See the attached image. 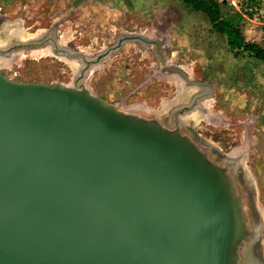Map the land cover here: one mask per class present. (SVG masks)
Listing matches in <instances>:
<instances>
[{"label": "water", "instance_id": "95a60500", "mask_svg": "<svg viewBox=\"0 0 264 264\" xmlns=\"http://www.w3.org/2000/svg\"><path fill=\"white\" fill-rule=\"evenodd\" d=\"M199 96L164 125L83 85L0 71V264H239L252 242L264 264L253 200L249 226L214 146L178 118Z\"/></svg>", "mask_w": 264, "mask_h": 264}, {"label": "rangeland", "instance_id": "374dc122", "mask_svg": "<svg viewBox=\"0 0 264 264\" xmlns=\"http://www.w3.org/2000/svg\"><path fill=\"white\" fill-rule=\"evenodd\" d=\"M218 1L226 3V11L243 12L246 40L264 47V21L256 16L264 0L245 1L239 8L233 0ZM1 20L22 25L30 34L41 32L37 44L11 46L14 40L0 52L7 58L17 52L0 68L11 79L83 85L106 102L159 121L158 110L169 108V114L192 101H174L183 86L196 88L194 95L208 92L190 110L201 112L193 130L231 165L237 163L227 170L234 181V171L246 172L263 220L264 255V65L259 60L248 51L236 54L205 14L180 0H0ZM54 43L86 58L71 57ZM164 100L169 105L163 107ZM141 102L154 112L128 110ZM192 112L178 118L185 123L183 117ZM246 190L239 192L252 226Z\"/></svg>", "mask_w": 264, "mask_h": 264}, {"label": "bare ground", "instance_id": "6f19581e", "mask_svg": "<svg viewBox=\"0 0 264 264\" xmlns=\"http://www.w3.org/2000/svg\"><path fill=\"white\" fill-rule=\"evenodd\" d=\"M40 34H41V32L38 33V34H30L22 25H15V24H13L10 21L9 22L8 21L7 22L6 21H2V20L0 21V46H2V47H7L8 44L11 43L14 40L16 42H25V41H28V40H37V39H39V38H37V36H39ZM15 53L17 54V52H15ZM15 55H13L11 58L0 56V67H2L3 65L9 63L10 61L14 60L15 57H16ZM18 56L19 55H17V57ZM196 91H197L196 88L183 86V88L180 89V92H179V94L177 96V99H175L174 101L177 102V103L178 102H180V103L181 102L188 103L193 98V96H195L194 94H196L195 93ZM169 102H170L169 100H164L162 102L163 107H165L166 104L169 105L168 104ZM190 102H192V101H190ZM190 102H189V104H190ZM183 103L181 105H183ZM173 105H175V104H173ZM175 107H178V106H175ZM138 109H141L145 113H150V114L154 112V108L148 106L145 103L138 104V105L134 104V105H131V106L128 107V110H131V111H134V112H135V110H138ZM168 109L169 108H166L165 111L158 110L156 112L157 116L160 117V121H162V123L164 125H169V124L170 125H175L176 122L174 121V118L170 117L169 114H166L167 113L166 111H168ZM171 111H172V109H171ZM200 115H201L200 111H194V112H192V113H190L188 115H185L183 117V119H184V122L186 123V125H188L191 128H194V127H192V125L194 124V121L197 120V118ZM178 116H179V114H178ZM203 116H204V114H203ZM179 118H180V116H179ZM189 136L197 144L202 142L201 138H199V137L193 136L191 134H189ZM211 148H212V149H210V152H211L210 157H211V159H213L214 161H224V163L228 162V161H226L224 159L221 151L217 147L214 146V147H211ZM230 158H232V157H230ZM234 163L232 165H233V167H236L237 163H236V165ZM230 165L228 166L229 168H230ZM232 165H231V168H233ZM238 167H240V166H238ZM234 172L235 173H233V174H235V176H236L235 185H236L237 190H240V188L242 190H246L245 188H248V190L245 191L246 195H247V201L246 202L248 203V206L251 207L250 203L252 204V196L253 195H252V192L250 190V188H251V186L249 184L250 181L248 182V177L246 176V172H243V168L241 170L237 169V171H234ZM243 194H244V192H243ZM244 196H245V194H244ZM256 222H257V220H256V218H255V216H254V214H253V212L251 210V223H252V225H255ZM256 250L257 249H256V246H255L254 242H252L250 244L248 243L247 245H245V247L240 251L239 264H260V261L258 260V257H257Z\"/></svg>", "mask_w": 264, "mask_h": 264}, {"label": "trees", "instance_id": "16d2710c", "mask_svg": "<svg viewBox=\"0 0 264 264\" xmlns=\"http://www.w3.org/2000/svg\"><path fill=\"white\" fill-rule=\"evenodd\" d=\"M190 9L205 14L213 29L221 34H225L228 43L236 54L242 51H248L250 55L260 60H264V47L254 42L246 40L241 23L244 20L243 12L237 10L226 11V3H220L218 0H180ZM253 2L254 0H249Z\"/></svg>", "mask_w": 264, "mask_h": 264}, {"label": "crops", "instance_id": "0c3cea01", "mask_svg": "<svg viewBox=\"0 0 264 264\" xmlns=\"http://www.w3.org/2000/svg\"><path fill=\"white\" fill-rule=\"evenodd\" d=\"M233 1L236 3L237 8H239V7L244 6L245 1H249V0H233ZM252 57H253V59L259 60L262 63V65H264V60H260V59L256 58L255 56H252Z\"/></svg>", "mask_w": 264, "mask_h": 264}, {"label": "flooded vegetation", "instance_id": "af4514ba", "mask_svg": "<svg viewBox=\"0 0 264 264\" xmlns=\"http://www.w3.org/2000/svg\"><path fill=\"white\" fill-rule=\"evenodd\" d=\"M9 63H7V64H5V65H3V66H7ZM1 68V67H0ZM206 94H208V92H205V93H203V94H201L198 98H197V101H199V99L200 98H202V97H204ZM184 113V111H182L181 112V114H183ZM224 157V156H223ZM228 163V162H227ZM224 167H225V170H228V166L230 165V164H228V165H224V164H222Z\"/></svg>", "mask_w": 264, "mask_h": 264}, {"label": "built area", "instance_id": "2783aa9c", "mask_svg": "<svg viewBox=\"0 0 264 264\" xmlns=\"http://www.w3.org/2000/svg\"><path fill=\"white\" fill-rule=\"evenodd\" d=\"M256 9H258V8H256ZM259 15H261V16H259ZM256 16L263 19V21H264V8L262 10H260V13L256 14Z\"/></svg>", "mask_w": 264, "mask_h": 264}]
</instances>
